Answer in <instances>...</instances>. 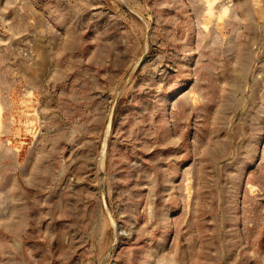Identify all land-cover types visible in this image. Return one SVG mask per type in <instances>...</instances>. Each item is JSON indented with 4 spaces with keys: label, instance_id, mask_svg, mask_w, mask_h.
I'll return each instance as SVG.
<instances>
[{
    "label": "rangeland",
    "instance_id": "374dc122",
    "mask_svg": "<svg viewBox=\"0 0 264 264\" xmlns=\"http://www.w3.org/2000/svg\"><path fill=\"white\" fill-rule=\"evenodd\" d=\"M0 264H264V0H0Z\"/></svg>",
    "mask_w": 264,
    "mask_h": 264
},
{
    "label": "water",
    "instance_id": "95a60500",
    "mask_svg": "<svg viewBox=\"0 0 264 264\" xmlns=\"http://www.w3.org/2000/svg\"><path fill=\"white\" fill-rule=\"evenodd\" d=\"M113 108H114V104L111 108V111H110V114L108 116V120H107V124H106V130L109 131L110 127H111V123H112V115H113ZM106 139H104L105 141ZM103 202L104 204L106 205V202H105V199L103 197ZM107 214H108V217L110 218V220L113 222V219H112V216L110 214V212L107 210Z\"/></svg>",
    "mask_w": 264,
    "mask_h": 264
}]
</instances>
